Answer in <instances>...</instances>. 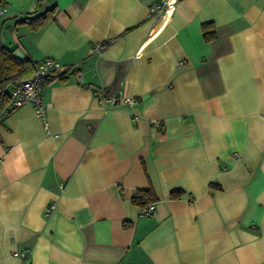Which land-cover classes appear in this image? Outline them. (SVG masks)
Wrapping results in <instances>:
<instances>
[{
  "label": "crops",
  "instance_id": "crops-1",
  "mask_svg": "<svg viewBox=\"0 0 264 264\" xmlns=\"http://www.w3.org/2000/svg\"><path fill=\"white\" fill-rule=\"evenodd\" d=\"M4 1L1 42L76 73L43 88L49 133L0 119V264H264V0H46L38 30Z\"/></svg>",
  "mask_w": 264,
  "mask_h": 264
},
{
  "label": "trees",
  "instance_id": "trees-1",
  "mask_svg": "<svg viewBox=\"0 0 264 264\" xmlns=\"http://www.w3.org/2000/svg\"><path fill=\"white\" fill-rule=\"evenodd\" d=\"M45 2L46 0H37L34 12L18 18L16 24L24 23L27 24L30 29L38 30L49 21L53 20L57 6L45 7ZM5 5L6 2L0 0V10L4 8ZM201 29L202 36L205 40L215 41L216 34L212 23H203ZM13 51V49L5 46L0 40V119L4 115L10 113L6 111V105L8 103L9 91L12 86L29 79L34 71L35 61L28 57L22 59L18 58L14 56ZM74 73H76V70L63 72L59 75L58 79L63 81L70 74ZM53 80H55V78H50L48 82ZM176 194V192H172L171 196H175ZM155 200L156 197L151 187L135 190L130 198L133 204L140 207L153 203Z\"/></svg>",
  "mask_w": 264,
  "mask_h": 264
},
{
  "label": "built area",
  "instance_id": "built-area-1",
  "mask_svg": "<svg viewBox=\"0 0 264 264\" xmlns=\"http://www.w3.org/2000/svg\"><path fill=\"white\" fill-rule=\"evenodd\" d=\"M162 6L157 5L151 9L153 14H159ZM104 47L103 44H91L87 48V54L99 52ZM74 65H62L53 57H45L35 62L32 76L20 83H16L9 91L8 103L6 111H12L24 104H31L36 116H38L43 125V129L48 132V126L45 117L47 106L43 103V88L50 78H58L59 75L66 71L75 70ZM104 106L108 109L115 105L124 104L132 106L135 103L134 98L130 96H119L117 94L107 95L104 98ZM63 190V185L60 186ZM56 208V201H50L44 208V215L48 216ZM154 203H149L140 207V215L150 216L154 213Z\"/></svg>",
  "mask_w": 264,
  "mask_h": 264
},
{
  "label": "water",
  "instance_id": "water-1",
  "mask_svg": "<svg viewBox=\"0 0 264 264\" xmlns=\"http://www.w3.org/2000/svg\"><path fill=\"white\" fill-rule=\"evenodd\" d=\"M13 54H14V56H16L18 58H21V59L24 58V54H23V52L20 49L14 50Z\"/></svg>",
  "mask_w": 264,
  "mask_h": 264
}]
</instances>
